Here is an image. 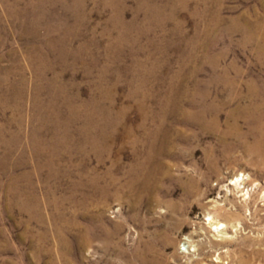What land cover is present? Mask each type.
<instances>
[{"label": "rangeland", "instance_id": "1", "mask_svg": "<svg viewBox=\"0 0 264 264\" xmlns=\"http://www.w3.org/2000/svg\"><path fill=\"white\" fill-rule=\"evenodd\" d=\"M263 14L0 0V264H264Z\"/></svg>", "mask_w": 264, "mask_h": 264}, {"label": "bare ground", "instance_id": "2", "mask_svg": "<svg viewBox=\"0 0 264 264\" xmlns=\"http://www.w3.org/2000/svg\"><path fill=\"white\" fill-rule=\"evenodd\" d=\"M264 15V14H263ZM262 27V26H261ZM251 28V27H250ZM255 28V27H254ZM253 30V29H252ZM245 32V42L246 43H249V42H254V43H256V42H258L257 40H256V37H255V35L253 34V31H252V33L249 31V28L247 29L246 28V31H244ZM258 37H259V35H258ZM258 39V38H257ZM263 44H259V42H258V46H257V49H258V53H259V56L262 58V59H264V36H263V42H262ZM262 99V98H261ZM264 100V99H263ZM262 104V103H261ZM256 106V105H255ZM242 111V110H241ZM243 112V111H242ZM241 112V113H242ZM246 112V111H245ZM250 112V111H249ZM247 114V113H246ZM245 115V114H244ZM258 116V115H257ZM255 117V116H254ZM234 127V126H233ZM258 143V142H257ZM258 146V145H257ZM260 148V147H259ZM239 180V178H236V180L235 181H238ZM236 183V182H235ZM215 221H213V223H214ZM225 227V225L224 224H222L221 222H216V224H215V227H214V229L215 230H223V228ZM221 233H220V235L222 236H224L225 235V231L223 232V231H220Z\"/></svg>", "mask_w": 264, "mask_h": 264}, {"label": "built area", "instance_id": "3", "mask_svg": "<svg viewBox=\"0 0 264 264\" xmlns=\"http://www.w3.org/2000/svg\"><path fill=\"white\" fill-rule=\"evenodd\" d=\"M189 250H192V248L190 247V244L188 242H183V244L180 246V251L184 253H188Z\"/></svg>", "mask_w": 264, "mask_h": 264}]
</instances>
